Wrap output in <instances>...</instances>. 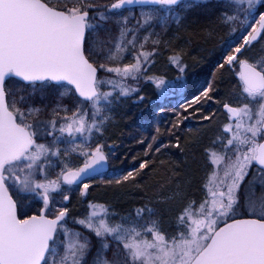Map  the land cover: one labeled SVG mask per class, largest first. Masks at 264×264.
Here are the masks:
<instances>
[{
  "label": "snow or ice",
  "instance_id": "obj_1",
  "mask_svg": "<svg viewBox=\"0 0 264 264\" xmlns=\"http://www.w3.org/2000/svg\"><path fill=\"white\" fill-rule=\"evenodd\" d=\"M194 7L193 34L218 41L220 55L189 96L177 42ZM256 46L262 55L250 59ZM165 55L175 79L149 74ZM142 83L179 97L175 119L165 132L154 120L138 126L132 138L149 158L115 183L154 170L153 153L184 151L191 116L211 133L200 195L191 178L176 179L125 215L88 202L74 216L73 193L86 200V181L114 155L106 133L117 105ZM213 101L224 121L206 110ZM0 264H264V0H0Z\"/></svg>",
  "mask_w": 264,
  "mask_h": 264
},
{
  "label": "trees",
  "instance_id": "obj_2",
  "mask_svg": "<svg viewBox=\"0 0 264 264\" xmlns=\"http://www.w3.org/2000/svg\"><path fill=\"white\" fill-rule=\"evenodd\" d=\"M106 2V0H105ZM201 13L200 7H194L187 13L188 23L186 30L182 29L180 35L182 39L177 43L185 52L189 54L188 63L189 70L187 73L186 94L191 95L195 87L206 78L211 77V73L215 70L216 61L219 58L218 41H206L199 35L193 34L199 32V27L191 23ZM191 36V43L185 41ZM249 53V52H248ZM247 54V53H246ZM245 54V55H246ZM193 65H195L193 67ZM238 68H234L231 73H225L224 81L219 84L221 100L230 99L229 89L236 83V73ZM160 74L167 77H172L177 72L170 68L166 63V55L156 58L155 66L151 68L149 74ZM138 95L144 97L143 101H138V95L127 98L113 114V123L109 126L106 133L108 144L115 145L114 155L109 156V170L113 173L111 178L107 174L104 175L103 181H97L98 178L88 181L92 184L88 196L85 199L79 197V194L74 192L71 199L70 209L74 216H82L87 210V203H95L94 199H98V203H107L110 211L120 214L132 212V210L142 203H146L145 197H151L154 193L159 192L160 185L174 181L176 179H192V190L200 195L198 189L203 183L205 177L204 171L206 166L204 148L209 145L211 133L203 127L206 122L201 121L198 117H189L184 124L181 125L182 131L180 135L184 138L181 143L184 145V151L176 148H169L162 153H153L151 158L157 161V166L154 170L145 169L141 176L137 177L135 184L128 182L117 185L115 178L126 174L127 171L134 170L143 159L149 157L144 156L146 150L144 146L137 143L133 136L138 138V126L147 120L159 122L161 132L169 127V121L175 119L172 108L176 106L172 100L165 99L161 102L157 96L156 89L152 84H141ZM155 102V103H154ZM164 106L165 112L158 114L157 109ZM208 112H215L218 115L223 113V109L214 101L209 102L205 106ZM192 129L191 133L187 130ZM203 133V138L191 148H188V141L197 140V133ZM164 143H175L174 138L170 139L167 135L162 137ZM159 161H163L160 164ZM178 172L179 175L174 173ZM111 179V184L106 183ZM107 201V202H106ZM164 205L161 206V208Z\"/></svg>",
  "mask_w": 264,
  "mask_h": 264
},
{
  "label": "rangeland",
  "instance_id": "obj_3",
  "mask_svg": "<svg viewBox=\"0 0 264 264\" xmlns=\"http://www.w3.org/2000/svg\"><path fill=\"white\" fill-rule=\"evenodd\" d=\"M260 55H262V53L260 52V47L259 46H256L254 49H252L251 51H249V53H247L246 54V56L247 57H249L250 59H255V58H257V57H259ZM126 62H129V61H125V63ZM152 74V73H151ZM177 75L178 74H176V75H174V76H172V77H169L170 75H168L166 78L167 79H169V80H171V79H175L176 77H177ZM156 93H157V91H156ZM157 96H158V98L157 99H159L161 102H163L165 99H161L160 97H159V95H158V93H157ZM127 98H125V99H123L118 105H120L123 101H125ZM170 100H172V103L175 105L176 103H177V100L179 99V97H175V98H169ZM155 103V102H154ZM118 105H117V107H118ZM117 107H116V109H117ZM225 120V117H224V115L223 114H221V115H218V117H217V121L218 122H220V121H224ZM155 123H158L159 124V122H157V121H154ZM208 170H210V168H209V166H208V164H206V166H205V171H204V174H205V176H206V174L208 173ZM108 173V174H107ZM106 174H107V176H108V178H111L112 177V175H113V173L109 170L108 172H107ZM104 176H102V177H100V178H98L97 179V181H103L104 180ZM204 180H205V177L203 178V182H204ZM75 194V193H74ZM94 201H95V203L94 204H97V205H102V206H105L107 209H108V212L111 214V213H117V212H114V211H110L109 210V207H107L108 206V204L106 203L105 204V201H104V203L102 204V203H98V199H94ZM107 202V201H106ZM162 206V204L161 205H158V207H161ZM120 214V213H119ZM127 214V213H126ZM121 215H125V214H121ZM70 223H71V221H70Z\"/></svg>",
  "mask_w": 264,
  "mask_h": 264
},
{
  "label": "water",
  "instance_id": "obj_4",
  "mask_svg": "<svg viewBox=\"0 0 264 264\" xmlns=\"http://www.w3.org/2000/svg\"><path fill=\"white\" fill-rule=\"evenodd\" d=\"M239 70V69H238ZM108 170H109V161L107 162V165H106V171H105V173L104 174H106L107 172H108ZM97 177H100V176H97ZM96 177V178H97Z\"/></svg>",
  "mask_w": 264,
  "mask_h": 264
},
{
  "label": "flooded vegetation",
  "instance_id": "obj_5",
  "mask_svg": "<svg viewBox=\"0 0 264 264\" xmlns=\"http://www.w3.org/2000/svg\"><path fill=\"white\" fill-rule=\"evenodd\" d=\"M210 170H208V172H209ZM205 181V180H204Z\"/></svg>",
  "mask_w": 264,
  "mask_h": 264
}]
</instances>
